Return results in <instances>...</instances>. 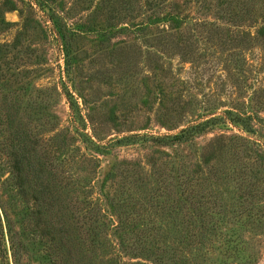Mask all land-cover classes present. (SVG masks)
<instances>
[{
	"label": "rangeland",
	"instance_id": "rangeland-1",
	"mask_svg": "<svg viewBox=\"0 0 264 264\" xmlns=\"http://www.w3.org/2000/svg\"><path fill=\"white\" fill-rule=\"evenodd\" d=\"M0 264H264V0H0Z\"/></svg>",
	"mask_w": 264,
	"mask_h": 264
},
{
	"label": "trees",
	"instance_id": "trees-1",
	"mask_svg": "<svg viewBox=\"0 0 264 264\" xmlns=\"http://www.w3.org/2000/svg\"><path fill=\"white\" fill-rule=\"evenodd\" d=\"M192 131L195 133L204 131L203 123L188 127L186 130L181 131L180 135L174 136L173 139L178 141V142L185 141L189 136H191L193 134Z\"/></svg>",
	"mask_w": 264,
	"mask_h": 264
}]
</instances>
